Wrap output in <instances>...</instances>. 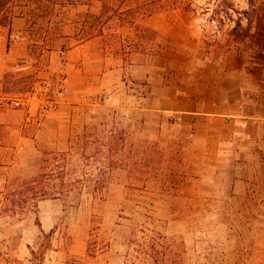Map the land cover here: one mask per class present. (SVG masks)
Returning <instances> with one entry per match:
<instances>
[{"label": "rangeland", "instance_id": "obj_1", "mask_svg": "<svg viewBox=\"0 0 264 264\" xmlns=\"http://www.w3.org/2000/svg\"><path fill=\"white\" fill-rule=\"evenodd\" d=\"M185 1L188 6L189 0ZM263 4L264 0H193L195 12L187 13L206 44L249 51L254 49L249 26ZM86 12L99 13L100 4L58 8L50 26L53 36L46 35L49 25H34L29 16L12 21L16 27L22 22L20 36L28 49L13 61L6 58L9 49L0 56L4 75L0 83L7 75L9 92L0 111L5 131L0 192L15 173L20 180L36 177L43 151H67L85 126L92 131L96 122L86 113L92 109L118 112L120 119H107L106 127H125L131 133L126 150L132 159L118 165L102 199L86 191L70 204L43 201L38 221L34 213L16 219L5 216L0 203V264H231L233 260L249 264L246 253L234 258L227 252L225 232L231 225L223 219L226 207L215 205L214 191L192 173L195 159L189 154V141L178 140L177 132L163 134L157 126H147L141 110L129 116V108L144 91L125 88L130 80L127 59L104 56L99 49L115 39L134 44L136 29L123 32L105 26L104 36L78 46L74 22L77 14ZM67 23L72 24L63 31L68 36L56 38L54 30ZM149 27L144 35L149 44H144L143 52L158 54L167 40L155 35L153 24ZM115 29L117 38L111 36ZM16 39L9 38V43ZM117 91L123 95L117 96ZM258 208L251 207L255 212Z\"/></svg>", "mask_w": 264, "mask_h": 264}, {"label": "crops", "instance_id": "obj_2", "mask_svg": "<svg viewBox=\"0 0 264 264\" xmlns=\"http://www.w3.org/2000/svg\"><path fill=\"white\" fill-rule=\"evenodd\" d=\"M151 24L167 43L158 54L128 57L125 88L144 91L129 116L141 110L147 126L189 141L192 173L214 191L213 203L226 207L223 219L231 225L225 232L227 252L234 258L246 253L247 263L264 264V4L249 26L254 47L249 51L206 44L187 12L157 14ZM22 26L20 21L17 27L16 22L0 27V56L9 49L8 61L28 49ZM255 206L257 212L251 209Z\"/></svg>", "mask_w": 264, "mask_h": 264}, {"label": "trees", "instance_id": "obj_3", "mask_svg": "<svg viewBox=\"0 0 264 264\" xmlns=\"http://www.w3.org/2000/svg\"><path fill=\"white\" fill-rule=\"evenodd\" d=\"M189 2L188 6H185V0H0V27H10L14 18L29 16L34 25L39 22L49 25L46 35L53 36L50 26L58 8L99 3V13L77 14L74 25L77 28L75 38L79 40L78 46H84L89 41L104 36L105 26L119 27L123 32L133 27L137 31L134 44L124 45L115 39L103 43L99 49L104 56H123V59L128 60L131 53L143 52L144 44H149L144 35L151 31L149 26L155 15L176 10L195 12L193 0ZM71 25H61L60 29L54 30V36H68L63 31ZM237 26H241V22L237 23ZM118 34V29H115L111 36L117 38ZM6 76L0 83V111L5 109L8 100L5 97L9 94L6 89ZM17 104L18 107L21 105L19 101ZM86 113L96 122L93 130L89 131L85 126L77 141L70 143L67 151H43L36 177L20 180L16 179V173L7 177L4 190L0 192L3 215L16 219L34 213L38 221L39 204L43 201L63 200L70 204L86 191L97 199L103 198L115 169L124 162L129 164L132 159L130 152L128 154L126 150L127 137L131 133L125 127L107 129V119L112 118L113 122L120 119L114 109H92ZM4 140V126L0 123V147L4 146ZM0 167H3L2 162ZM42 233L44 234L43 231ZM32 253L36 256L34 251Z\"/></svg>", "mask_w": 264, "mask_h": 264}]
</instances>
